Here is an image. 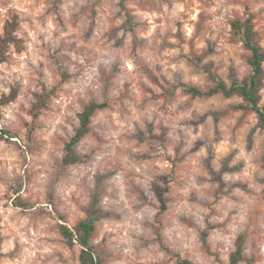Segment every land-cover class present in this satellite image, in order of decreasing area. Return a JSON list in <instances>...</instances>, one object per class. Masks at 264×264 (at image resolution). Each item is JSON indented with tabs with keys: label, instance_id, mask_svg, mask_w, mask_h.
I'll return each instance as SVG.
<instances>
[{
	"label": "rangeland",
	"instance_id": "obj_1",
	"mask_svg": "<svg viewBox=\"0 0 264 264\" xmlns=\"http://www.w3.org/2000/svg\"><path fill=\"white\" fill-rule=\"evenodd\" d=\"M14 16L21 49L0 63V99L18 91L0 107V264H80L60 226L95 209L103 264H229L240 235L241 264H264V128L238 96L183 89L251 75L231 23L252 17L264 48V0H0V34ZM54 89L35 119V94ZM260 96L264 108V82ZM92 101L107 107L64 165Z\"/></svg>",
	"mask_w": 264,
	"mask_h": 264
},
{
	"label": "trees",
	"instance_id": "obj_2",
	"mask_svg": "<svg viewBox=\"0 0 264 264\" xmlns=\"http://www.w3.org/2000/svg\"><path fill=\"white\" fill-rule=\"evenodd\" d=\"M121 6L126 10L123 3ZM132 23L133 17L126 10V21L124 25L125 27L130 26V29H133ZM18 26V16H14L12 20L6 22L4 31L0 34V63L8 60L12 47L17 50L21 49L22 41L15 35ZM231 27L235 36L241 40L244 48L249 52L248 64L252 70L251 75L241 81L235 80L231 85H228L218 76L210 73V77L214 83L210 89L204 91L198 87L187 85H183V89L193 97L222 95L230 98L232 96H238L243 100V103L239 104L236 108L255 112L259 118V127L264 128V108L260 105V91L264 82V48L259 44L258 32L255 30V23L252 17H248L245 20L236 19L231 23ZM54 94L55 89L51 91L45 90L39 94H35L36 101L32 108V114L35 119H38L42 111L48 107L50 98ZM17 97L18 91L14 88L9 94H4L1 97L0 107L14 102ZM106 107V103H98L96 101H92L84 107L83 111L79 114V128L65 146L66 155L63 158L64 165H74L79 161L75 147L91 132V121L95 113ZM1 119L2 116L0 113ZM19 205L21 207L26 206L23 202H19ZM99 218V210L95 209L88 219L81 221L73 229L66 224L60 226V233L68 240L70 246H74L77 242L82 247L80 264H103L100 258L96 256L91 244ZM245 241L246 238L244 235H240L237 238L235 251L230 255L229 264L248 262L244 254ZM179 264L194 263L188 259H180Z\"/></svg>",
	"mask_w": 264,
	"mask_h": 264
}]
</instances>
